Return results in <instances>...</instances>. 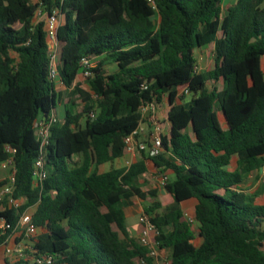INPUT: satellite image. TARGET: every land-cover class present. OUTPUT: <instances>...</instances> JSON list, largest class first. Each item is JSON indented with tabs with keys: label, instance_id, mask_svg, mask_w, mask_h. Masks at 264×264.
Segmentation results:
<instances>
[{
	"label": "trees",
	"instance_id": "obj_1",
	"mask_svg": "<svg viewBox=\"0 0 264 264\" xmlns=\"http://www.w3.org/2000/svg\"><path fill=\"white\" fill-rule=\"evenodd\" d=\"M34 1L0 0V164L13 157L14 196L25 201L19 209L0 203V215L15 228L29 209L45 230L35 249L56 264H156L126 223L125 208L138 197L149 202L145 214L170 264H264V204L242 187L245 175L264 166V0H237L226 13L222 0ZM39 6L64 14L58 70L61 83L79 93L72 106L80 109L52 127L49 175L36 187L34 125L60 103ZM212 43L214 65L198 71L196 51ZM86 57L97 61L91 91L77 82ZM110 63L118 67L112 73ZM186 90L191 102L179 96ZM163 95L169 134L164 153L149 159L174 175L165 194L142 188V149L131 166L99 173L128 154L124 138L138 127L141 105ZM191 199L198 233L182 208Z\"/></svg>",
	"mask_w": 264,
	"mask_h": 264
},
{
	"label": "built area",
	"instance_id": "obj_2",
	"mask_svg": "<svg viewBox=\"0 0 264 264\" xmlns=\"http://www.w3.org/2000/svg\"><path fill=\"white\" fill-rule=\"evenodd\" d=\"M35 2V1H34ZM39 3V2H35ZM36 20L45 19L47 39L50 44L51 54V77L54 81H60V75L58 70V31L63 24L64 14L59 7H55L51 14H47L43 6H39L36 10ZM96 66L95 61L86 57L82 62L81 75L88 79L93 76L92 69ZM198 70V65H197ZM199 71V70H198ZM144 88L147 89L148 85L144 84ZM190 95L189 91H181L179 96ZM178 101H181L178 98ZM169 97L163 95L160 100L157 98L150 102H146L140 107L141 121L138 127L128 136L124 138L126 148L128 151V157L126 159L128 167L131 166L135 159L138 157L140 150L147 148L150 156H160L164 153L163 141L169 134ZM92 118H95L96 113L91 114ZM58 121L56 112H53L49 118L38 120L35 127V134L37 140L41 145V155L36 160L33 171V182L36 187L42 186L43 182L48 178V170L46 168L44 152L47 146L50 144L52 135V127ZM13 153V151H12ZM2 164L12 166V172L8 178L7 183L0 187V203L9 208H21L25 201L14 196L16 176L13 165V157ZM159 176L160 186H165L170 181V177L162 169ZM261 176L264 180V166L261 168ZM188 222L192 228L198 227V222L195 214H185ZM141 229L138 237V242L150 249L149 256L156 258L159 256L161 250L158 247L157 236L159 234L156 227L152 224L150 217L147 214H143L140 217ZM12 231L5 242L2 244L5 249V254L8 259V264H56L54 257L46 254H40L36 248V242L41 233L45 230L36 226L33 222V215L29 212V209L23 212L20 217L17 226L14 228L9 223L7 218L0 215V237L6 235Z\"/></svg>",
	"mask_w": 264,
	"mask_h": 264
},
{
	"label": "rangeland",
	"instance_id": "obj_3",
	"mask_svg": "<svg viewBox=\"0 0 264 264\" xmlns=\"http://www.w3.org/2000/svg\"><path fill=\"white\" fill-rule=\"evenodd\" d=\"M35 2H40L39 0H35ZM65 21V18H63V23ZM209 47V46H208ZM213 47V46H212ZM206 52L208 53V58L206 59V63H203L202 61L198 60V70L199 71H208L211 70L213 65H214V61H213V49L209 47L208 50H206ZM102 58L104 59L105 56H102ZM101 58V59H102ZM95 63H97V61H95ZM106 69L109 73H112L114 71H116L118 69L117 65L115 63H110L106 66ZM79 83H81V88L86 90V91H91V87L89 84V81L87 79H81L79 80ZM223 85L222 83H220V88H222ZM79 99V93L74 90V87L71 91H67L66 96L63 97L62 99V105H60V107L57 109L56 111V115L58 117L59 121H63L65 116H66V112L67 110L72 111L74 114L78 113L80 107L79 106H72L73 101H77ZM193 99V95H187L185 102H191ZM181 102V101H179ZM85 121H83L84 124ZM142 152L140 154L139 158L135 159L136 160H140L142 159ZM146 154V158H147ZM76 158L79 160L81 159L80 156H76ZM236 160L237 158H234L233 163L236 166ZM148 161V172L145 173L141 180H140V184L142 186V188L144 190H152L154 188H157L159 190L160 195H164L166 190L165 188H160L158 186V175H160L159 169L155 166L154 162L152 160L149 159V157L147 158ZM126 160L123 163H119L118 166H126ZM108 167H110V164L108 165ZM12 172V166L7 165V164H2L0 165V182L4 181L5 179L9 178ZM172 172L168 173L169 177ZM171 179V178H170ZM172 179H174V176L172 175ZM244 186L243 189H245V191L255 197V201L257 204H264V180L262 179L261 176V171L259 170H255L247 175H245V179H244ZM132 204L133 207L129 209V213H132L131 210H133L134 214H129L127 216V226L129 227V229H132L134 233V237L136 239H138L139 237V233H140V229L138 231L137 228L139 227L140 223V217L145 214V209L147 207H149V202L148 201H144L138 197H134L132 199ZM195 209L196 207L194 205H192L191 203H189V206H186V210L188 213H195ZM193 230L195 231V233H198L199 231V227H195L193 228ZM202 243V239L200 237L197 236L196 240H195V244L197 246H200ZM155 260L156 264H170L171 259H170V251L168 249H163L160 251L159 256L156 258H153Z\"/></svg>",
	"mask_w": 264,
	"mask_h": 264
},
{
	"label": "crops",
	"instance_id": "obj_4",
	"mask_svg": "<svg viewBox=\"0 0 264 264\" xmlns=\"http://www.w3.org/2000/svg\"><path fill=\"white\" fill-rule=\"evenodd\" d=\"M236 2H237V0H222V3H223V10H224V12L226 13V12H227V9H228L231 5H234ZM212 46H213V47H212ZM209 47H210V49H211V48L213 49V57H214V54H215V43L210 44ZM209 47L207 46V47H204V48H202V49L196 51V55H197L199 61H202L203 63H206V59L208 58V53L206 52V50H208ZM213 60H214V58H213ZM263 67H264V59H263ZM81 79H85V78L80 74V75L78 76V78H77V82L79 83V80H81ZM56 89H57V91L60 93V103H59V106H58V108H59L60 105H62V99H63V97L66 96L67 91H71L73 88H72V89H68V88H66V87L61 83V81H57V82H56ZM58 108H57V109H58ZM142 150L145 151V155L148 154V155H147V158H148V157H149V151H148V149H147V148H143ZM142 150H140V153L138 154V157H137V158L140 157V154H141ZM142 155H143V154H142ZM80 157H81V156H80ZM127 158H129L128 155H126V156H124V157H122V158H119V159L115 160L114 162H109V163H106V164H103V165L99 166V173H105V172H108V171H110V170H112V169H114V168L128 167V165H126V166H118L119 163H123V162H125V160H126ZM75 159L78 160L76 157H75ZM79 160L81 161V160H82V157H81V159H79ZM136 161H138V160H136ZM134 162H135V161H134ZM126 163H127V162H126ZM147 163H148V161H147ZM109 164H110V167H108ZM235 167H236V166H235L234 163H233V164H232V168L234 169ZM158 169H159V168H158ZM260 171H261V169H260ZM159 172H161V169H159ZM165 173L168 174V173H170V171H169V172H165ZM160 174H161V173H160ZM171 174L173 175V173H171ZM172 175H170V178H171V179H172ZM159 176H160V175L157 176L158 179H159ZM173 176H174V175H173ZM158 186H159L160 188H163V187L160 186L159 180H158ZM242 186H244V185L242 184ZM189 203H191L192 205H194V206L196 207V205H197L198 202H197L196 199H191V200H188V201L184 202V203L182 204V208H183L185 214L188 213V212L185 211V210H186V206H187V205L189 206ZM132 207H133V204H131L130 206H128L127 208H125V211H126L127 216H128L129 214H134V213H133V210H131L132 213H129V209L132 208ZM190 214H195V213H190ZM139 223H140V220H139ZM139 229H141V224L139 225V227L137 228L136 231H138ZM130 231H131V232L133 233V235H134L135 232H133L132 229H130ZM0 264H8V259H7V256H6V254H5V249H4V246H3V245H0Z\"/></svg>",
	"mask_w": 264,
	"mask_h": 264
},
{
	"label": "water",
	"instance_id": "obj_5",
	"mask_svg": "<svg viewBox=\"0 0 264 264\" xmlns=\"http://www.w3.org/2000/svg\"><path fill=\"white\" fill-rule=\"evenodd\" d=\"M169 107L171 108V105L169 104Z\"/></svg>",
	"mask_w": 264,
	"mask_h": 264
}]
</instances>
